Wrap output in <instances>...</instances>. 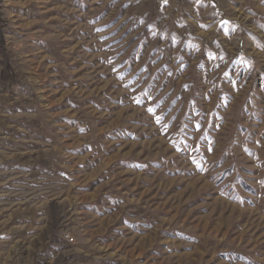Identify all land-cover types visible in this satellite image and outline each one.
<instances>
[{
  "label": "rangeland",
  "instance_id": "rangeland-1",
  "mask_svg": "<svg viewBox=\"0 0 264 264\" xmlns=\"http://www.w3.org/2000/svg\"><path fill=\"white\" fill-rule=\"evenodd\" d=\"M0 264H264V0H0Z\"/></svg>",
  "mask_w": 264,
  "mask_h": 264
}]
</instances>
